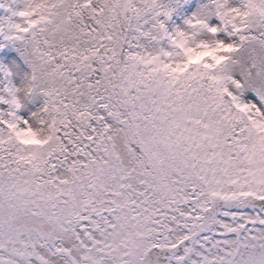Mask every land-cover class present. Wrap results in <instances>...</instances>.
Here are the masks:
<instances>
[{"label":"snow or ice","instance_id":"obj_1","mask_svg":"<svg viewBox=\"0 0 264 264\" xmlns=\"http://www.w3.org/2000/svg\"><path fill=\"white\" fill-rule=\"evenodd\" d=\"M0 264H264V0H0Z\"/></svg>","mask_w":264,"mask_h":264}]
</instances>
